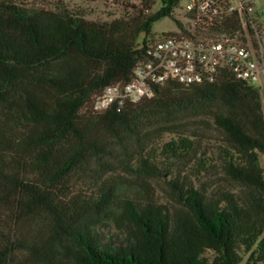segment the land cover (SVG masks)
<instances>
[{"label": "trees", "instance_id": "obj_1", "mask_svg": "<svg viewBox=\"0 0 264 264\" xmlns=\"http://www.w3.org/2000/svg\"><path fill=\"white\" fill-rule=\"evenodd\" d=\"M122 3L92 21L0 0V264L263 262L261 89L227 72L97 111L180 0ZM159 179L169 202L148 194Z\"/></svg>", "mask_w": 264, "mask_h": 264}, {"label": "built area", "instance_id": "obj_2", "mask_svg": "<svg viewBox=\"0 0 264 264\" xmlns=\"http://www.w3.org/2000/svg\"><path fill=\"white\" fill-rule=\"evenodd\" d=\"M178 27L156 37L130 82L113 84L96 98L97 111L152 98L170 82L214 84L227 72L264 92V22L255 2L192 0Z\"/></svg>", "mask_w": 264, "mask_h": 264}, {"label": "rangeland", "instance_id": "obj_3", "mask_svg": "<svg viewBox=\"0 0 264 264\" xmlns=\"http://www.w3.org/2000/svg\"><path fill=\"white\" fill-rule=\"evenodd\" d=\"M38 4L52 8L58 0H35ZM66 2L69 9L75 10L83 14L87 19L92 21H111L114 18L120 17L125 13L122 0H61ZM192 0H180V4L175 8L173 16L165 17L157 21L152 29L154 36L162 37L165 34L178 30L180 21H185L186 5ZM256 4L257 10L263 15L264 22V0H252ZM162 5L159 1L153 6L152 11L158 10ZM264 97V92H262ZM261 165L264 169V155L261 156ZM168 186L164 179L151 181L149 186V196L161 201L169 202L170 198L167 194ZM258 264H264L259 262Z\"/></svg>", "mask_w": 264, "mask_h": 264}]
</instances>
